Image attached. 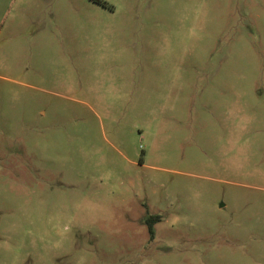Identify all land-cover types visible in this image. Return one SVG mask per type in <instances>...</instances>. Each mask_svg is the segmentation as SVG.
Instances as JSON below:
<instances>
[{
  "label": "rangeland",
  "instance_id": "1",
  "mask_svg": "<svg viewBox=\"0 0 264 264\" xmlns=\"http://www.w3.org/2000/svg\"><path fill=\"white\" fill-rule=\"evenodd\" d=\"M0 264H264V0H0Z\"/></svg>",
  "mask_w": 264,
  "mask_h": 264
},
{
  "label": "trees",
  "instance_id": "2",
  "mask_svg": "<svg viewBox=\"0 0 264 264\" xmlns=\"http://www.w3.org/2000/svg\"><path fill=\"white\" fill-rule=\"evenodd\" d=\"M161 219H162L161 214H152L145 219L146 225L152 235L154 231L153 230L154 224L158 221H161Z\"/></svg>",
  "mask_w": 264,
  "mask_h": 264
}]
</instances>
